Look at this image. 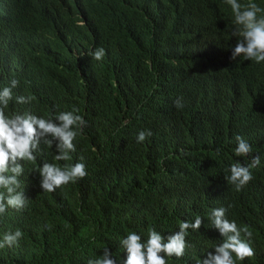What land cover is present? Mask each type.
<instances>
[{"label": "trees", "instance_id": "1", "mask_svg": "<svg viewBox=\"0 0 264 264\" xmlns=\"http://www.w3.org/2000/svg\"><path fill=\"white\" fill-rule=\"evenodd\" d=\"M233 20L225 0H0V29L36 59L22 95L86 121L71 161L41 144L35 162H21L28 202L0 216V239L23 236L0 249V264H87L104 248L119 264L129 231L146 240L150 228L216 204L253 234L255 255L241 264H264V62L231 59ZM98 47L101 61L91 56ZM140 131L151 132L143 143ZM237 135L249 157L235 156ZM255 155L252 181L236 191L228 169ZM44 162H82L87 175L43 192L35 169ZM212 237L192 233L190 254L203 257ZM167 259L187 264L189 252Z\"/></svg>", "mask_w": 264, "mask_h": 264}, {"label": "clouds", "instance_id": "2", "mask_svg": "<svg viewBox=\"0 0 264 264\" xmlns=\"http://www.w3.org/2000/svg\"><path fill=\"white\" fill-rule=\"evenodd\" d=\"M225 2L234 16L235 28L231 35L237 41L231 59L235 61L239 57L257 64L264 62V9L254 0L246 4L238 0ZM91 56L101 61L105 50L98 47ZM0 65V216H3L8 208L21 210L28 202L19 179L24 173L21 162H35L41 144L50 149L55 144L58 154L53 156L54 161H71V153L76 151L74 141L82 134L86 121L77 114L78 109L56 114L32 103L31 96L22 95L36 68V59L23 51L18 35L12 30L0 29ZM70 86L73 88V81ZM174 103L178 109L183 107L182 98ZM150 135V131H140L136 142L143 143ZM235 141V156L249 157L251 145L239 135L235 136ZM219 153L217 148L216 154ZM259 164V155L251 156L246 164L235 162L225 179L240 191L252 181L253 170ZM35 171L43 192H54L87 175L82 162L62 166L44 162ZM227 211L220 204L208 206L202 215L179 218L170 228L158 231L150 228L146 240L137 232L129 231L119 242L126 253L119 264H168L167 258H183L186 251L189 252L187 264H241L255 255L249 242L253 234L247 226H240L245 223ZM202 229L212 232L214 243L203 257L196 259L198 256L190 254V236ZM22 236L19 229L4 233L0 249L18 245ZM87 264H118V261L109 248H104L102 255L89 259Z\"/></svg>", "mask_w": 264, "mask_h": 264}]
</instances>
